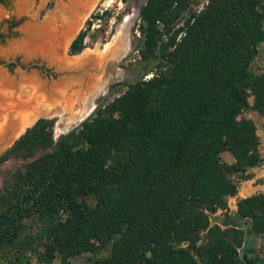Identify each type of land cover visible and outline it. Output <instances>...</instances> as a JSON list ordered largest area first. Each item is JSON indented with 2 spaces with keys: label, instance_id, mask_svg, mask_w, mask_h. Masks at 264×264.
Masks as SVG:
<instances>
[{
  "label": "trees",
  "instance_id": "16d2710c",
  "mask_svg": "<svg viewBox=\"0 0 264 264\" xmlns=\"http://www.w3.org/2000/svg\"><path fill=\"white\" fill-rule=\"evenodd\" d=\"M136 28L148 77L55 139L53 118L38 117L0 153V164L23 161L0 186L1 251L18 260L36 251L44 263L88 252V264H244L242 228L210 224L207 213L236 193L233 174L247 179L261 161L254 122L238 116L249 109L264 119V73L251 70L264 0L194 9L145 0ZM235 212L254 241L264 237V193L240 198Z\"/></svg>",
  "mask_w": 264,
  "mask_h": 264
},
{
  "label": "rangeland",
  "instance_id": "374dc122",
  "mask_svg": "<svg viewBox=\"0 0 264 264\" xmlns=\"http://www.w3.org/2000/svg\"><path fill=\"white\" fill-rule=\"evenodd\" d=\"M75 1L0 0V81L3 78L12 79L16 92H19L21 87L42 82L47 89L56 84L62 95L65 90H70L75 85L78 94L76 100H84L85 104V115L80 118L82 119L89 115L97 104L116 96L124 89L125 84L140 76L148 77L150 74L144 73L150 64L139 60L136 51L139 38L136 28L137 10L145 0H83L87 3L85 7L74 9ZM205 2L206 0H190V6L193 9L200 8ZM135 9L136 16L125 29L124 52L116 57L113 54L106 55L107 48L118 34L122 20ZM94 15L100 17L95 18ZM38 17L41 20H37ZM70 29L73 32L69 36ZM84 29L86 34L82 42L83 48L76 54H69L67 50L70 40L78 31ZM30 33H36L39 37H51L57 44L58 59L51 61L49 55L30 52L25 44ZM72 60L76 62L75 65H65L67 61ZM251 70L264 73V41L259 45L257 55L251 62ZM251 101L250 96L248 102ZM78 104L79 102L75 105V111L80 106ZM38 117L53 118L54 139L80 121L76 117L69 121V115L56 110L36 114L8 141L0 142V153ZM238 117L250 118L254 122L261 161L246 170V173L251 174L247 179L253 177L251 183L242 178V175L233 174L232 178L237 185L235 194L239 193L235 201L227 197L225 208L207 213L209 223L217 224L221 228L233 226L243 229L236 224L238 216L233 208L234 202L236 204L237 200L249 194L264 192V119L249 109L241 112ZM220 156L227 163L228 160L233 161L227 151H222ZM22 163L19 158H10L0 164V186L8 174L19 168ZM262 241L264 237L255 239L257 249ZM37 251H41V248L38 247ZM36 256V251H28L18 260L14 254L0 250V264H88L87 257L90 253L83 252L63 260L55 256L49 263L39 261Z\"/></svg>",
  "mask_w": 264,
  "mask_h": 264
},
{
  "label": "bare ground",
  "instance_id": "6f19581e",
  "mask_svg": "<svg viewBox=\"0 0 264 264\" xmlns=\"http://www.w3.org/2000/svg\"><path fill=\"white\" fill-rule=\"evenodd\" d=\"M83 3V0H76L73 2V8L79 9L85 7L87 3ZM81 4H83V6ZM136 13L135 9L133 13L127 14L124 17L118 29V34L107 48L108 50H106V55H111L113 53V55L116 56L122 53L124 48H126L124 38L125 29L136 16ZM25 44L27 49L32 53L49 55L51 61H56L58 59L57 44L51 37H39L36 36V33L35 35L31 34L26 39ZM71 64L75 65L76 62L73 60L67 61L65 65ZM26 94L27 96L25 97ZM77 95L75 85H73L70 90H65L62 95L56 84L50 85L47 89L44 87L43 82L38 85L34 84L29 87H21L19 92H16L13 80L3 78L0 81V142L3 140L8 141L36 114L56 110L69 115V121H72L75 117L80 119L85 115V104L84 100H76ZM78 102L80 106L77 107L75 111V105Z\"/></svg>",
  "mask_w": 264,
  "mask_h": 264
},
{
  "label": "water",
  "instance_id": "95a60500",
  "mask_svg": "<svg viewBox=\"0 0 264 264\" xmlns=\"http://www.w3.org/2000/svg\"><path fill=\"white\" fill-rule=\"evenodd\" d=\"M85 117L80 119V121ZM15 139H13L9 145H11ZM236 224L237 226H242L244 232L243 241L241 243V246L238 248L239 259L242 260L244 264H264L263 258L256 252L253 246V233L251 230L249 219L241 218L238 216Z\"/></svg>",
  "mask_w": 264,
  "mask_h": 264
},
{
  "label": "flooded vegetation",
  "instance_id": "af4514ba",
  "mask_svg": "<svg viewBox=\"0 0 264 264\" xmlns=\"http://www.w3.org/2000/svg\"><path fill=\"white\" fill-rule=\"evenodd\" d=\"M81 13V12H80ZM37 20H41L39 17L37 18ZM73 29V28H72ZM72 29H70L69 31H68V35L71 33L72 34V32H73V30ZM70 34V35H71ZM69 35V36H70ZM72 40V39H71ZM70 40V41H71ZM126 41V40H125ZM70 43V42H69ZM124 52V51H123ZM113 54V53H112ZM123 55V54H122ZM114 56V55H113ZM116 56H120L119 54L118 55H116ZM115 56V57H116ZM229 197V196H228ZM243 230V229H242ZM243 236H244V232H243ZM243 241V240H242ZM241 246V245H240ZM253 246H254V248H255V250H256V252L262 257V255L260 254V252H259V247H260V245H259V247H258V249L255 247V241H254V236H253ZM237 256H238V254H237ZM263 258V257H262ZM263 260H264V258H263ZM242 261V260H241ZM243 262V261H242ZM244 263V262H243Z\"/></svg>",
  "mask_w": 264,
  "mask_h": 264
},
{
  "label": "crops",
  "instance_id": "0c3cea01",
  "mask_svg": "<svg viewBox=\"0 0 264 264\" xmlns=\"http://www.w3.org/2000/svg\"><path fill=\"white\" fill-rule=\"evenodd\" d=\"M232 159H233V158H232ZM228 163H231V162L228 160ZM247 180H249L250 183H251V181H253V177H252L251 179H247ZM260 193H264V192H260ZM253 194H254V193H253ZM249 195H251V194H249ZM238 196H239V193H238V194H234V195L229 196V197H230V199H233V200L235 201V199H236ZM233 208L235 209V202H234V204H233Z\"/></svg>",
  "mask_w": 264,
  "mask_h": 264
}]
</instances>
